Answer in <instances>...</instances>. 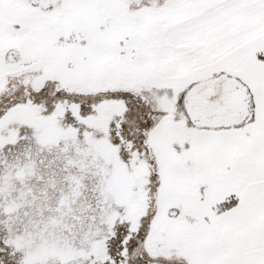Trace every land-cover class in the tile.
I'll list each match as a JSON object with an SVG mask.
<instances>
[{
  "label": "snow or ice",
  "instance_id": "1",
  "mask_svg": "<svg viewBox=\"0 0 264 264\" xmlns=\"http://www.w3.org/2000/svg\"><path fill=\"white\" fill-rule=\"evenodd\" d=\"M0 264H264V0H0Z\"/></svg>",
  "mask_w": 264,
  "mask_h": 264
}]
</instances>
